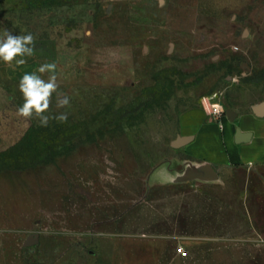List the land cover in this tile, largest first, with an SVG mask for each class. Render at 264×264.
I'll return each instance as SVG.
<instances>
[{"label": "rangeland", "instance_id": "obj_1", "mask_svg": "<svg viewBox=\"0 0 264 264\" xmlns=\"http://www.w3.org/2000/svg\"><path fill=\"white\" fill-rule=\"evenodd\" d=\"M5 31L69 104L42 126L0 78V152L30 164L0 172V264H264V164L150 179L206 114L264 105V0H0Z\"/></svg>", "mask_w": 264, "mask_h": 264}, {"label": "crops", "instance_id": "obj_2", "mask_svg": "<svg viewBox=\"0 0 264 264\" xmlns=\"http://www.w3.org/2000/svg\"><path fill=\"white\" fill-rule=\"evenodd\" d=\"M24 59L26 63L20 66L15 64L9 66L0 61V78H22L25 73H36L40 67L38 48L34 49L31 56ZM228 110H233L235 113L229 115ZM204 117H217V121L205 123L197 132L179 135V137L192 136V138L179 149H175V153L170 156L166 164L152 172L150 177L152 184H178L173 182V179L183 171L187 162L211 165L218 173L219 179L223 171L264 164V117L256 115L255 109L229 108L216 115L206 114ZM238 128L243 135H250L246 141H236Z\"/></svg>", "mask_w": 264, "mask_h": 264}, {"label": "clouds", "instance_id": "obj_3", "mask_svg": "<svg viewBox=\"0 0 264 264\" xmlns=\"http://www.w3.org/2000/svg\"><path fill=\"white\" fill-rule=\"evenodd\" d=\"M34 52V36L29 33L26 35H13L5 31L0 37V61L12 66L13 61L16 66L26 63L25 57H29ZM55 63L42 64L36 73H25L19 80V91L23 96V104L18 108V115L24 118L38 117L42 126H46L49 116L46 114L53 93H56V107L64 108L69 104V98L58 91L59 84L57 76L51 74L44 79L42 74L54 73ZM56 119L67 120V113H60Z\"/></svg>", "mask_w": 264, "mask_h": 264}, {"label": "water", "instance_id": "obj_4", "mask_svg": "<svg viewBox=\"0 0 264 264\" xmlns=\"http://www.w3.org/2000/svg\"><path fill=\"white\" fill-rule=\"evenodd\" d=\"M229 80H231V77H228ZM263 106V107H262ZM256 115L260 117H264V105H259L254 108ZM227 113L230 115L232 113H235L233 110H228ZM235 119V118H234ZM250 135H243L240 128L237 129L236 133V141L237 142H243L246 141ZM192 136L187 137H177L173 142V147H181L190 139ZM219 179L218 173L214 170V168L209 165H196L191 162H187L184 166V169L182 172L178 173V175L173 179V182L176 183H182V182H188L193 180H201V181H216Z\"/></svg>", "mask_w": 264, "mask_h": 264}, {"label": "trees", "instance_id": "obj_5", "mask_svg": "<svg viewBox=\"0 0 264 264\" xmlns=\"http://www.w3.org/2000/svg\"><path fill=\"white\" fill-rule=\"evenodd\" d=\"M20 145L14 146L6 151L0 152V172L5 170H16V169H23L30 164L23 163L18 155V149ZM22 147V146H20ZM41 161H37V164Z\"/></svg>", "mask_w": 264, "mask_h": 264}, {"label": "built area", "instance_id": "obj_6", "mask_svg": "<svg viewBox=\"0 0 264 264\" xmlns=\"http://www.w3.org/2000/svg\"><path fill=\"white\" fill-rule=\"evenodd\" d=\"M220 112H221V111L219 110V111L217 112V114L220 113Z\"/></svg>", "mask_w": 264, "mask_h": 264}]
</instances>
